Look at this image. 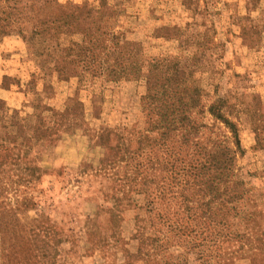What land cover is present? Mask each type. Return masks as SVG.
Wrapping results in <instances>:
<instances>
[{"label":"rangeland","instance_id":"374dc122","mask_svg":"<svg viewBox=\"0 0 264 264\" xmlns=\"http://www.w3.org/2000/svg\"><path fill=\"white\" fill-rule=\"evenodd\" d=\"M22 5L19 14L0 17V264H264V0H49L52 13L93 21V28L108 15L106 30L123 41L113 57L127 58L136 44L146 57L169 56L186 71L200 64L194 78L205 104L219 95L238 123L245 155L234 176L216 181L198 205L207 209L211 201L215 223L229 201L222 217L245 237L220 250L204 241L193 253L176 246L173 235L151 251L149 220L156 223L159 212L165 215L179 200L165 197L148 215L133 192L140 176H128L118 163L126 148L138 149L141 134L157 137L147 132L160 120L143 112V86L94 76L86 66L102 64L104 50L92 42V30L76 29L74 19L71 34L66 26L56 31L38 0ZM32 25L40 29L37 36L15 27ZM69 63L76 78L55 72ZM73 106L77 110L69 111ZM55 112L76 113L69 116L75 124L61 123L59 115L54 124ZM159 164L148 175L153 190L164 177L162 159ZM112 211L120 219L113 222ZM202 213L200 231L209 223ZM88 220H96L98 237L86 235Z\"/></svg>","mask_w":264,"mask_h":264},{"label":"trees","instance_id":"16d2710c","mask_svg":"<svg viewBox=\"0 0 264 264\" xmlns=\"http://www.w3.org/2000/svg\"><path fill=\"white\" fill-rule=\"evenodd\" d=\"M38 3L42 4L39 10L41 14L53 18V21L48 22L55 27L56 31L66 26L71 34L70 21L74 19L72 26L76 29L84 25L86 33L92 30L90 33L92 42L102 43L104 62L102 64L93 62L86 68L90 69L94 76H104L106 82L110 84L117 86L127 82L141 84L145 89L142 97L143 112L149 117H158L160 120L158 126L147 131L156 132L157 137L151 139L147 134H141L137 141L138 149L135 152L127 150L126 147L129 146L120 143L126 149L124 155L119 156L121 158L118 161L122 165L120 168L124 169L128 176L129 174L140 176L139 182L135 181L133 192L144 199L148 215L158 210L157 205L164 202L165 197L170 196L172 199L179 200V204L165 215L159 212L156 223L154 222L155 217L149 220L151 235L154 236L149 240L152 239L156 244L155 247L152 246L151 251L161 249L160 238L166 239L168 235H173L177 241L176 246L185 247L188 253L200 251L202 245H206L205 242L218 246L220 250L225 244L244 238V233L231 231L227 217H222V213L228 210L229 201L224 200L220 210L216 211L215 215L219 219L215 223L211 221V214L214 216L211 201L206 204L207 209L201 207L203 205H198L205 201L208 194L212 195L211 191L217 188L216 181L225 184L227 179L234 176L238 158L245 155L239 125L226 112L225 103L220 96L217 95V98L209 101V105L205 104L206 96L198 80L194 78L196 70H199L201 65L194 64L189 71H186L184 65L176 59L171 61L169 56L146 57L142 47L136 44H131L127 58L125 56L113 57L110 52L118 50L123 41L115 33L106 30L107 23L112 22L108 20L110 19L108 15L99 17L97 19L99 26L93 28L91 26L93 21L86 22L76 16L68 18L52 13L48 5L49 0H38ZM24 8L22 0H0V17L6 14L10 16L14 12L19 14ZM110 15L113 17L115 14ZM15 27H18L19 32L31 36H37L40 31L35 25L28 28ZM57 33L60 36L62 32ZM179 46H184V43L179 41ZM68 65L69 67L64 69L57 68L55 72L59 71V75L76 78L78 75V71L74 69L76 65L73 63ZM92 84L93 82H90L86 85ZM77 108L70 107L69 111H76ZM58 115L61 123L68 121L70 126L75 124L73 118L69 119V116L75 117L76 113L70 115L53 113L54 124L57 123ZM207 117L211 119V123L206 122ZM119 139V142H122V138ZM100 142H104L102 136ZM118 148L120 153V146ZM111 150H114L113 147ZM126 151L128 155H125ZM160 159L163 163L164 177L153 190L151 187L156 183L154 179L148 180V175L153 170L154 164L160 165ZM148 169L149 172H147ZM241 183L244 184L243 181ZM122 195L129 196L126 191H123ZM197 195L202 198L196 200ZM215 197L216 194L214 199ZM118 199L112 198V201ZM201 209L204 215L202 218H207L209 223H206V227L200 231L199 212ZM118 219L120 215L112 211L111 220L114 222ZM95 221L88 220L84 225H87L86 235L91 238L99 235L96 226H93L96 225ZM202 235L215 237V240H207V238L201 240ZM166 241L170 243V239Z\"/></svg>","mask_w":264,"mask_h":264}]
</instances>
